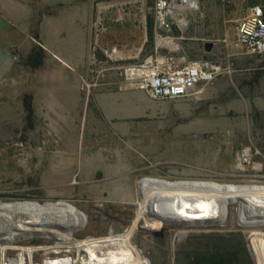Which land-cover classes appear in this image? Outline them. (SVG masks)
I'll return each instance as SVG.
<instances>
[{"label": "rangeland", "instance_id": "rangeland-1", "mask_svg": "<svg viewBox=\"0 0 264 264\" xmlns=\"http://www.w3.org/2000/svg\"><path fill=\"white\" fill-rule=\"evenodd\" d=\"M101 4L112 6L99 14ZM153 4L154 0H47L45 13L55 21L42 46L38 27L32 30L37 41L33 47L48 49L46 64L58 65L57 77L62 70L64 93L80 90V105L59 110L60 116L51 111L49 118L46 109L34 108L33 99L35 120L29 128L26 94L11 98L0 93V202H68L87 217L73 236L85 240L110 231L124 233L135 220L141 186L150 179L264 187V55L249 54L235 36L239 18L253 5L264 8V0H199L182 34V51L221 68L201 94L153 99L141 91L121 90L115 72L88 87L94 72L105 68L102 50L142 47L144 22L150 21ZM210 43L213 47L207 50ZM94 52L98 66L91 62ZM26 56L15 58L24 65ZM119 163L127 165V173L115 170ZM129 166L136 172H129ZM131 187L134 195L129 191L127 197L125 190ZM221 219L177 225L146 215L133 240L146 264H192L205 256L231 264H264V226H241L237 202L227 204L216 221ZM30 245L56 243L48 235L22 237L6 249L7 260L16 254L12 247ZM96 249L99 258L106 255L103 243ZM50 251L38 252L35 263L70 261L65 252ZM128 253L116 245L109 256L133 264ZM19 264H28V258L23 256Z\"/></svg>", "mask_w": 264, "mask_h": 264}, {"label": "bare ground", "instance_id": "bare-ground-1", "mask_svg": "<svg viewBox=\"0 0 264 264\" xmlns=\"http://www.w3.org/2000/svg\"><path fill=\"white\" fill-rule=\"evenodd\" d=\"M111 6L101 4L99 14ZM189 8L197 9L198 3H191ZM182 22L187 23V18L184 17ZM99 23L100 19L97 25ZM171 42L174 43V39ZM174 45L176 46L175 43ZM255 167L259 170L261 168L257 165ZM234 202L238 204V216L243 226H264V187H236L218 185L209 181L147 180L140 189V203L135 220L124 233L110 231L108 236L89 237L85 240H73V236L74 232L85 224L87 217L68 202L56 201L45 204L36 201L2 202L0 203L1 264H19L23 256L28 258V264H36V254L40 251L50 254L52 252L50 250H55V254L59 255L65 252L64 255L70 259L67 264H127L109 256L111 247L116 245H122L129 251L133 264H146L141 250L133 240L139 222L144 216L148 215L162 224L170 222L177 225L214 224L224 219L216 221L223 216L227 204ZM18 218H26V220L18 224ZM39 231L42 233L37 234L36 232ZM32 235H48V238L55 241L56 246L12 247L16 250V254L8 261L6 249L16 240H21L22 237L31 238ZM98 242L106 246V255L101 258L96 249ZM72 252L75 255H72ZM86 252L89 253L88 258L84 256ZM44 261H47V258Z\"/></svg>", "mask_w": 264, "mask_h": 264}, {"label": "built area", "instance_id": "built-area-1", "mask_svg": "<svg viewBox=\"0 0 264 264\" xmlns=\"http://www.w3.org/2000/svg\"><path fill=\"white\" fill-rule=\"evenodd\" d=\"M193 2L199 0H154L150 10L155 23L153 42L149 40L145 21L141 49L113 46L102 50L105 68L94 72L93 84L88 87H95L97 81L106 78L109 72H115L121 90L141 91L153 99L173 100L201 94L203 85L211 82L221 68L207 60L191 58L182 51L181 43L186 40L182 34L190 25L189 15L197 10L189 8ZM184 17L188 20L185 24L182 22ZM235 36L249 54L264 55L262 5L251 6L239 18ZM91 62L95 66L101 64L96 52L92 54ZM244 156L248 158L249 153L244 151Z\"/></svg>", "mask_w": 264, "mask_h": 264}, {"label": "crops", "instance_id": "crops-1", "mask_svg": "<svg viewBox=\"0 0 264 264\" xmlns=\"http://www.w3.org/2000/svg\"><path fill=\"white\" fill-rule=\"evenodd\" d=\"M46 5L47 0H0V93L11 98L18 92H20L19 95L31 94L34 99V108L46 109L50 118L51 111L60 116L64 109L79 107L80 90L63 92L62 70L57 77L58 65L49 64L48 66L46 64L47 59L51 57L46 48H44L47 54L43 66L38 70L26 68L23 64L18 63L15 58L16 54L19 55L20 53L21 55H28L33 44L37 43L31 33L36 27L40 31V43L38 44L42 46L46 43L45 34L52 21H55V17L54 20L52 18L48 20L50 16L45 13ZM41 11L43 13L39 18ZM129 169L131 173L136 172L130 166ZM115 170L127 173V165L119 163ZM79 185L83 188L87 187V183H80ZM95 188H100V185L95 184ZM125 191L126 194L131 191V194L134 195L133 187Z\"/></svg>", "mask_w": 264, "mask_h": 264}, {"label": "trees", "instance_id": "trees-1", "mask_svg": "<svg viewBox=\"0 0 264 264\" xmlns=\"http://www.w3.org/2000/svg\"><path fill=\"white\" fill-rule=\"evenodd\" d=\"M154 24H155L154 18L153 16H151L150 21L147 22L148 36L151 42H153V37H154ZM35 38L38 39V35H35ZM45 56H46L45 50L41 46H34L31 52L24 58L23 63L26 67H29L32 70H38L43 66ZM23 103H24L26 119L29 124V128H33L34 120H35L34 108H33V96L31 94H26L23 97ZM200 258H201L200 262L193 261L192 264H231L228 263L227 261L225 262L218 261V259H215L213 261V259L211 260V257L208 258L207 256Z\"/></svg>", "mask_w": 264, "mask_h": 264}, {"label": "water", "instance_id": "water-1", "mask_svg": "<svg viewBox=\"0 0 264 264\" xmlns=\"http://www.w3.org/2000/svg\"><path fill=\"white\" fill-rule=\"evenodd\" d=\"M213 47V44H207L206 45V48H207V50H211V48ZM0 203H2V202H0ZM48 203V202H47ZM45 204V203H44ZM239 221V220H238ZM172 224H175L174 222H171ZM239 224L241 225V226H243L240 222H239ZM248 244H249V242H248Z\"/></svg>", "mask_w": 264, "mask_h": 264}]
</instances>
